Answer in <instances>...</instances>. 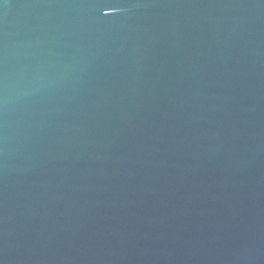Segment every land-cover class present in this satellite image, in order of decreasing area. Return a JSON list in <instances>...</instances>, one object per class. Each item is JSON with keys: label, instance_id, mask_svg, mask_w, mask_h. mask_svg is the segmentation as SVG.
<instances>
[{"label": "water", "instance_id": "obj_1", "mask_svg": "<svg viewBox=\"0 0 264 264\" xmlns=\"http://www.w3.org/2000/svg\"><path fill=\"white\" fill-rule=\"evenodd\" d=\"M0 264H264V0H0Z\"/></svg>", "mask_w": 264, "mask_h": 264}]
</instances>
